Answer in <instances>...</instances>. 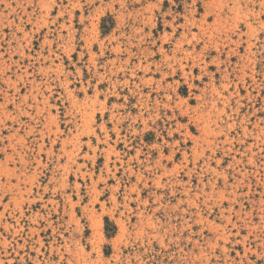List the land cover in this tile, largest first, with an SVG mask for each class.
Returning <instances> with one entry per match:
<instances>
[{"label":"rangeland","instance_id":"1","mask_svg":"<svg viewBox=\"0 0 264 264\" xmlns=\"http://www.w3.org/2000/svg\"><path fill=\"white\" fill-rule=\"evenodd\" d=\"M0 264H264V0H0Z\"/></svg>","mask_w":264,"mask_h":264},{"label":"trees","instance_id":"2","mask_svg":"<svg viewBox=\"0 0 264 264\" xmlns=\"http://www.w3.org/2000/svg\"><path fill=\"white\" fill-rule=\"evenodd\" d=\"M105 223H106V232L108 233V235H110V234H112V231L111 230H108V228H107V226L109 225V221H108V219H105ZM113 229H114V227H113ZM112 229V230H113Z\"/></svg>","mask_w":264,"mask_h":264}]
</instances>
